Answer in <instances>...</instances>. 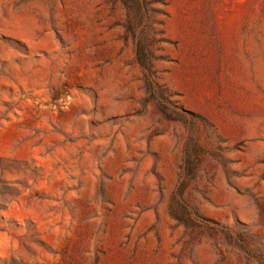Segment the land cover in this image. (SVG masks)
<instances>
[{"label": "rangeland", "instance_id": "374dc122", "mask_svg": "<svg viewBox=\"0 0 264 264\" xmlns=\"http://www.w3.org/2000/svg\"><path fill=\"white\" fill-rule=\"evenodd\" d=\"M0 264H264V0H0Z\"/></svg>", "mask_w": 264, "mask_h": 264}]
</instances>
